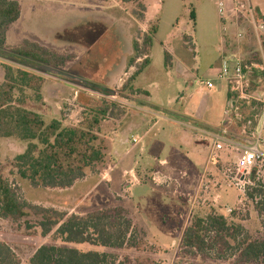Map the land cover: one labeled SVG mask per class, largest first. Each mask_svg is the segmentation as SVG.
I'll list each match as a JSON object with an SVG mask.
<instances>
[{"label":"rangeland","instance_id":"1","mask_svg":"<svg viewBox=\"0 0 264 264\" xmlns=\"http://www.w3.org/2000/svg\"><path fill=\"white\" fill-rule=\"evenodd\" d=\"M18 1L21 13L7 27L6 46L24 39H55L53 49L71 59L64 66L52 67L14 56L7 48L0 49V83L2 64L8 63L78 89L76 98L63 86L58 96L45 91L51 107L43 115L45 121L59 116L63 125L87 124L102 108L112 119L96 114L100 119L97 135L104 147V158L88 167L72 186L34 187L20 177L13 160L27 142L15 137L0 138V176L15 187L22 201L54 208L66 216L122 207L135 233L120 248L67 243L55 228L43 235L42 216L25 207V214L16 220L0 216V240L13 249L20 264H29L34 250L43 244L106 252L108 264H264V257L242 261L226 250L219 259L213 252L188 253L181 245L189 221L209 213L221 214L229 223H240L253 238H264V217L257 215L246 194L250 184L242 193L228 179L235 167L236 152L219 151L227 157L219 171L227 170L214 179L208 173L214 167L211 163L204 175L210 184L207 188L205 181L200 184L199 177L205 167L200 156L204 159L208 146L194 141L192 130L185 126L199 127L225 118L228 98L223 81L214 80V88L207 94L196 92V80L212 77L218 69L219 45L229 27L228 18L223 23L219 17L218 0H157L160 8L157 14H147V24L140 21L141 4L151 5L156 0ZM248 1L264 8V0ZM154 26L152 45L138 57L133 42L141 46L143 34ZM144 60L148 63L143 64ZM131 76L127 87L121 88ZM259 80L263 85V80ZM132 93L137 108L127 106L131 99L127 95ZM131 115L135 117L133 127L121 130L115 126L114 119L126 120ZM132 136L138 142L133 143ZM197 150L200 156L195 154ZM250 175L254 181L264 178V160L251 169ZM179 180H188L192 187L199 180L197 191L179 186ZM217 189L221 195L226 191L231 198L215 201Z\"/></svg>","mask_w":264,"mask_h":264},{"label":"trees","instance_id":"2","mask_svg":"<svg viewBox=\"0 0 264 264\" xmlns=\"http://www.w3.org/2000/svg\"><path fill=\"white\" fill-rule=\"evenodd\" d=\"M122 1L137 3L139 0ZM141 6L144 10L143 4ZM20 11L18 0H0V49L7 48L14 56L27 58L35 63L52 67L64 66L71 59L70 55L58 53L35 41L24 39L19 44L6 46L7 27L18 19ZM190 14L193 18V11ZM155 32L156 26L143 34L141 46L137 41L133 42L138 57L150 48ZM146 63L148 60H144L143 64ZM2 68L0 138L15 137L27 142L25 149L14 157L16 172L20 177L28 179L34 187L72 186L85 175L88 167L104 158V147L97 135L100 119L96 114L107 115V111L103 108L96 111L87 124L80 122L78 125H63L59 118L45 121L41 111L44 106L41 93L43 76L8 63H3ZM131 78L132 76L126 80L122 88L127 87ZM227 98L229 101L228 92ZM260 113L261 106L257 102H239L240 117L228 127L232 129L234 126L237 131L243 128L247 132L253 130L257 125L254 116L258 117ZM249 181L251 188L246 193L247 197L253 201V209L257 215L264 217V178L254 181V176L250 175ZM25 207L42 216L40 226L43 235L55 228V232L67 243L120 248L127 245L135 234L132 221L125 215L122 207L66 216L54 208L39 207L22 201L15 187L0 176V216L16 220L25 214ZM181 245L188 253L209 255L213 252V256L219 259L224 257L226 250L242 261H258L264 257V238L251 237L240 223H229L223 215L215 213L193 217L183 230ZM108 259L106 252L43 244L34 250L28 263L108 264ZM0 264H20L17 254L2 240Z\"/></svg>","mask_w":264,"mask_h":264},{"label":"built area","instance_id":"3","mask_svg":"<svg viewBox=\"0 0 264 264\" xmlns=\"http://www.w3.org/2000/svg\"><path fill=\"white\" fill-rule=\"evenodd\" d=\"M218 13L224 23L231 16L242 17L253 29L257 42H248L244 50H221L219 67L212 77L197 79V93H207L214 88V80L223 81L227 86L230 99L224 109V120L218 129L207 132L211 141V152L222 150L236 152L235 167L229 172L230 183L242 193L250 184L249 175L252 168L259 166L264 160V153L259 146H264V131H256L255 128L239 131V138L232 137L229 125H232L239 116V102H257L261 106V113L254 118L264 124V83L256 95L253 92V77L261 78L264 82V19L257 16L255 8L248 0H231L226 2L218 0ZM226 12V16H224ZM223 25L222 30L226 32ZM236 38L243 36L242 32L236 33ZM241 42H235V45ZM249 121L247 123V126ZM135 141V139H133Z\"/></svg>","mask_w":264,"mask_h":264},{"label":"crops","instance_id":"4","mask_svg":"<svg viewBox=\"0 0 264 264\" xmlns=\"http://www.w3.org/2000/svg\"><path fill=\"white\" fill-rule=\"evenodd\" d=\"M224 1L229 2L231 0H224ZM142 4L144 6V10L142 12V17H141L140 21H142L143 24H147V21H146L147 14L149 12L151 13V15L154 14L156 12V10H158L160 8V3L156 0V1H153V3L151 5H148V4L144 3V2H142ZM252 6L255 8L257 16H259V18H261V19H264V8L259 7V5L256 4V3H254ZM20 13H21V11H20ZM155 14H157V13H155ZM228 20H229L228 21V24H229L228 25L229 26L228 30L223 35V37L221 39V42H220V45H219L220 55H221V50L222 49H224V50H234V49L244 50L247 47L248 42H252V43L253 42H257L255 33L253 32V29L251 28V26L247 23L246 19H244L242 17L231 16V17L228 18ZM142 29L144 31V28H142ZM237 32H242L243 36L241 38H236L235 35H236ZM235 42H241V43L237 47V45H235ZM37 43H39V44H41V45H43V46H45V47H47L49 49H52V50H55L53 48L57 44L55 39L54 40H49V39H43V38L42 39H38ZM55 51L58 52L59 49H56ZM58 53H60V51ZM43 78H44V82H43V85H42L41 93H42V97H43V101H44V106H43V109H44L43 114L44 115L47 112L49 113V111L51 110V107L48 104L47 99H46L47 94H46L45 91L51 92L52 95H54V96H58V95H60L59 92L62 91V86H63V87H66L68 89V91H69L68 93H69V95L72 98H76L78 96V92H77L78 89H76L74 87L70 88L66 84H63L62 82L46 79L45 76H43ZM118 79H120V78H118ZM259 79H261V78H258L257 76L253 77L254 85L255 86L258 85L257 88L253 91L254 93H256V91L258 93L261 90V88L263 87L262 84H260L261 80H259ZM116 80L117 79H115V81ZM120 80L121 81H125L122 78ZM255 80L256 81L259 80L260 82L258 81V82H256L257 83L256 84ZM47 82H49L47 84L48 88H49V91L46 88V83ZM123 84H122V86H123ZM122 86H121V88H122ZM59 87H61V88H59ZM141 92H143L144 95L147 97V92L145 90H142ZM207 93H209V92H207ZM207 93H204V94H207ZM134 94L136 95V92ZM226 94H227V86H226ZM127 96H129V98H131L130 102H129V104L127 106H129L131 108H137L136 102L134 103V99L135 98L133 96V93L130 94V95H127ZM128 111H130L132 113V115L134 114L133 110L128 109ZM107 115H106V117H108ZM132 115H131L130 118H128L126 120L121 119V118L120 119H114L115 122H116L115 126L118 125L119 128L121 127V130L126 129V128L128 129V126L129 127H133L134 124H135V117H133ZM52 118H59L60 119L59 116L58 117H52ZM108 118L112 119L111 116L108 117ZM124 118H125V116H124ZM221 121H222V119H221ZM221 121L220 122L218 121L216 123H204L203 126H199L198 125L199 127H196V125L188 126L187 124H185V126L189 127L190 131L192 130L191 134L193 135V140L194 141H196L197 143L207 144V146H208V151H207V154L205 155L204 159H203L202 156H200L201 152L199 150H197V152L195 151V154L201 157V160H200L201 163L205 162V167H204V171H203L204 173H202V175L199 177V180H200V184H202V182L205 181L204 184L206 185L207 188L210 187V184H208L209 183L208 180H204V175H205V173L207 171L208 166L211 163L213 164L214 167L213 168L211 167L209 169L210 172H208V173H210L212 175L211 177H213L214 179H215V177L217 175L219 176L220 173L225 175V171L227 170V169H225L224 171H219L220 170L219 166H221V167L224 166V163L226 161L225 159H227V157H226L225 154L220 153V152L219 153L217 152V153H214V154L211 152V141H210V138H209V136L207 134V132H211L213 130L218 129L220 124H221ZM75 122L78 123L79 120L77 118H75ZM121 123H122V125L119 126ZM71 125H75V124H71ZM116 130H118V129H116ZM255 130L256 131H262V132L264 131V124L262 123L261 120H258ZM230 134H231L232 137H236V138H239V136H240L239 131H237V128L234 127V126H232V129H230ZM133 139H135V141H133ZM131 140H132L133 143L138 142L137 137H133L132 136ZM259 147H260V150L264 153V146H259ZM206 165H207V167H206ZM110 168H111V166H110ZM199 180L195 183V186L199 185ZM178 183H179V186H183L184 188H187V190H192V192H194V191L196 192L197 191L195 186L192 187L191 183L188 182V180L183 181V182H182V180H179ZM210 183H213V182L210 181ZM218 191L219 190L217 189L216 194L213 196V198H215V201H217V199L222 201L221 200L222 198L223 199H228V200H229V198H231L229 193H227L226 191L223 192V195H221L222 193L218 192ZM187 192L189 193V191H187Z\"/></svg>","mask_w":264,"mask_h":264}]
</instances>
